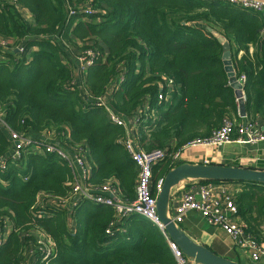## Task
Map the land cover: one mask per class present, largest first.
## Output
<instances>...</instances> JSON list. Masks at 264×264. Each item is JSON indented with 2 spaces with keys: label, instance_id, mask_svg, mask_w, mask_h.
I'll return each mask as SVG.
<instances>
[{
  "label": "trees",
  "instance_id": "1",
  "mask_svg": "<svg viewBox=\"0 0 264 264\" xmlns=\"http://www.w3.org/2000/svg\"><path fill=\"white\" fill-rule=\"evenodd\" d=\"M94 4L95 15L76 19L68 11L76 6L73 0H0V38L24 43L22 54L0 49L6 60L0 65L5 122L23 137L54 133L67 149L87 148L90 185L115 181L125 202L136 200L138 168L122 143L125 131L96 105L98 99H107L127 121L148 109L137 123L138 145L148 153L166 150L153 167L152 187L184 163L173 160L175 152L209 138L226 117L240 120L215 33L236 43L233 67L238 78H246L247 117L264 123L261 14L204 0ZM54 35L59 41H47ZM87 51L94 57L83 90L70 59L87 58ZM164 79L175 86L169 101L161 102L158 83ZM11 149L0 127V159ZM7 162L6 171L0 170V231L11 229L0 264H24L27 258L29 264H178L163 232L141 217L121 218L114 209L92 205L71 215L49 206L48 200H66L72 191L71 168L57 155L27 151L16 163ZM237 184L244 186L234 198L239 217L247 233L261 239L264 185ZM39 235L52 243L50 257L40 250Z\"/></svg>",
  "mask_w": 264,
  "mask_h": 264
},
{
  "label": "built area",
  "instance_id": "2",
  "mask_svg": "<svg viewBox=\"0 0 264 264\" xmlns=\"http://www.w3.org/2000/svg\"><path fill=\"white\" fill-rule=\"evenodd\" d=\"M65 1L68 2V0ZM204 1L226 4L242 11L261 14L264 17V1L261 0ZM73 2L76 3V6H69L68 11L70 17L77 19L82 16L85 19L97 13L94 0H73ZM40 39H43V37ZM54 39L59 41V37L55 35L52 37V41H47L54 42L56 41ZM33 40L38 41L36 39ZM8 41L12 42L13 45H7L6 43ZM21 45H24V43L15 44L13 40L0 38V49L3 52H6L9 47L16 54H22L24 47ZM66 48L68 49V46ZM87 56V58L79 57L85 65H83V71H80L79 77H77V72L75 74L76 81L81 83L83 90H85L83 86V75H85L87 67L92 65L93 58L91 57H94V53L87 51ZM5 61V57L0 55V65ZM239 79L244 86L246 78L242 76ZM158 85L161 88V93L158 97L159 101H169V91L173 92L174 82L164 79ZM86 95L88 94L86 93ZM96 105L103 107L109 120L125 131L126 136L122 143L130 155L132 162L138 168V177L135 186L136 200L134 202L127 203L121 198L115 181L102 186H92L89 184L92 167L89 163L88 157L90 154L87 148L79 146L74 150L67 149L65 145L59 143L54 133L23 137L6 124L4 114L1 111L0 127L7 132L12 143V149L7 158L0 159V170L6 171L8 167L7 161H11L14 164L21 160L23 154L27 151L35 152L42 156L55 154L68 163L71 168L73 175L71 184L72 191L70 197L66 200H48L49 206L58 210H65L71 215L74 210L77 208L81 209L83 205L106 207L114 209L116 214L121 218L141 217L159 227L163 232V227L157 217L156 202L157 196L163 187L164 179L158 181L152 187V177L153 167L166 157V150H156L148 153L139 147L136 138L137 123L143 113L146 115L148 109L142 110L139 114L140 116L137 115L133 118L136 120V129L133 130L129 128V124L131 123L129 121L131 120L127 121L116 114L110 108L107 99L96 100ZM238 115V119L240 120L226 117L221 127L213 132L209 138L194 140L182 147L173 154V160L183 162V154L190 149H196L198 147L221 148L233 143L256 146L264 143V125L250 119L243 120L240 113ZM146 117L148 118V115ZM50 136H52L54 142L52 139H49ZM69 151L70 153H68ZM190 183L191 187L180 197L178 205L174 208V213L170 216L173 222L178 226L183 222L189 212H197L206 219L209 225L222 228L232 239L235 248L247 254L251 261L258 262L264 260V239H256L247 233V226L239 217L238 208L234 199L236 192L234 185H237V183L200 181H190ZM36 214L39 218L44 216L41 211L36 212ZM10 229L9 226H6L3 232L0 231V247L6 242ZM107 234L113 235L110 229L107 231ZM38 238L40 250L45 254V258L50 257L53 252L50 248L52 243L46 240L43 235H39ZM167 242L177 258L178 264H189V260L183 256L180 250L168 239ZM26 260H28L27 264H29V259L27 258ZM192 264L195 263L192 262Z\"/></svg>",
  "mask_w": 264,
  "mask_h": 264
},
{
  "label": "water",
  "instance_id": "3",
  "mask_svg": "<svg viewBox=\"0 0 264 264\" xmlns=\"http://www.w3.org/2000/svg\"><path fill=\"white\" fill-rule=\"evenodd\" d=\"M215 36L223 47L222 60L229 79V85L234 90L235 97L240 104V116L244 118L246 116L244 86L237 77L233 67L231 45L224 39V37L219 36L216 33ZM186 181L251 183L264 185V171L223 165L183 163L168 172L164 178L163 187L157 196V217L163 227V232L166 235V238L180 250L186 259L191 260L195 264H239L219 257L209 249L193 242L169 217L171 192L174 188Z\"/></svg>",
  "mask_w": 264,
  "mask_h": 264
},
{
  "label": "crops",
  "instance_id": "4",
  "mask_svg": "<svg viewBox=\"0 0 264 264\" xmlns=\"http://www.w3.org/2000/svg\"><path fill=\"white\" fill-rule=\"evenodd\" d=\"M230 45L232 55H234L237 50L236 43L231 41ZM254 51L253 47L249 50L250 54ZM243 55L244 52H239L238 58H241ZM244 98L246 101L245 93ZM239 105L240 104L238 102V106ZM241 118L243 120H247V114L244 118ZM255 121L264 125V123L259 120ZM129 123L130 129H136V120L133 119L129 121ZM182 161L190 164L223 165L264 171V143H260L256 146H246L243 144L233 143L225 145L221 148L198 147L196 149L186 151L183 154ZM190 187V181H186L172 190L171 201L169 204V217L174 213V208L178 205L180 197L188 191ZM242 187H244L242 184L234 185V188L236 189L235 195L240 192ZM91 208V205H83L80 210L84 212L85 210ZM178 227L193 242L209 249L212 253L219 257L239 264H264V260L258 262L251 261L247 254L235 248L232 239L222 228L209 225L206 219L197 212H189ZM262 230L264 231V227H262ZM262 236L263 238L261 239H264V235ZM189 264H192L191 260H189Z\"/></svg>",
  "mask_w": 264,
  "mask_h": 264
},
{
  "label": "rangeland",
  "instance_id": "5",
  "mask_svg": "<svg viewBox=\"0 0 264 264\" xmlns=\"http://www.w3.org/2000/svg\"><path fill=\"white\" fill-rule=\"evenodd\" d=\"M6 44H7V45H13L12 42H10V41H8ZM66 50H67V49H66ZM12 51H13V49H9V47H8L7 50H6V52H12ZM69 54L71 55V53H69ZM70 60H72L71 64H72V69H73V71L75 72V74H76V72H77V77H79L80 71H81V72L83 71V70H82V67H83V65H85V63L82 62V60H80L77 56H74V55H73V57H72ZM65 63H66V61H65ZM42 74H43V73H41V74L39 75V78H40V79L44 77ZM39 78H38V79H39ZM36 82H37V81H36ZM36 82H35V83H32V85L36 84ZM49 139H52V136H50ZM52 141L54 142L53 139H52ZM68 153H70V151H69ZM87 206H88V205H87ZM96 207H98V206H96ZM43 244H44V243H43ZM42 246H43V245H42ZM27 263H28V260L25 261V264H27Z\"/></svg>",
  "mask_w": 264,
  "mask_h": 264
}]
</instances>
